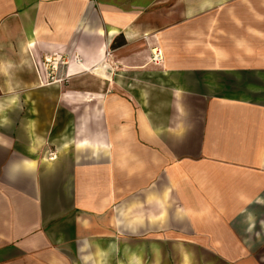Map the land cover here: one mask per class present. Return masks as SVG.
Returning a JSON list of instances; mask_svg holds the SVG:
<instances>
[{
	"label": "crops",
	"instance_id": "crops-1",
	"mask_svg": "<svg viewBox=\"0 0 264 264\" xmlns=\"http://www.w3.org/2000/svg\"><path fill=\"white\" fill-rule=\"evenodd\" d=\"M255 250L264 0H0V264Z\"/></svg>",
	"mask_w": 264,
	"mask_h": 264
},
{
	"label": "rangeland",
	"instance_id": "rangeland-1",
	"mask_svg": "<svg viewBox=\"0 0 264 264\" xmlns=\"http://www.w3.org/2000/svg\"><path fill=\"white\" fill-rule=\"evenodd\" d=\"M255 253H257L260 256H264V250H259V251L255 250ZM73 256H74L75 260H77V262L79 264H81L80 262H82V259L77 254V251H74ZM203 256L204 255H201V257H199V259L197 258L195 260V264H230L228 261H226L225 258L219 256V254L216 255L215 258H213V257H203ZM147 260H149V259H147ZM177 262H178V260L177 259H173L171 256H170V259L167 260V264H177Z\"/></svg>",
	"mask_w": 264,
	"mask_h": 264
},
{
	"label": "built area",
	"instance_id": "built-area-1",
	"mask_svg": "<svg viewBox=\"0 0 264 264\" xmlns=\"http://www.w3.org/2000/svg\"><path fill=\"white\" fill-rule=\"evenodd\" d=\"M152 61L156 64H160L164 60V53L160 47H154L152 52ZM54 66V65H53Z\"/></svg>",
	"mask_w": 264,
	"mask_h": 264
}]
</instances>
